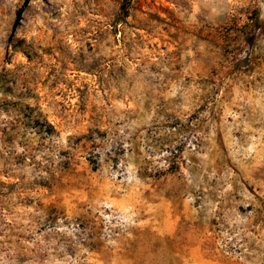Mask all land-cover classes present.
I'll return each mask as SVG.
<instances>
[{"label": "rangeland", "instance_id": "374dc122", "mask_svg": "<svg viewBox=\"0 0 264 264\" xmlns=\"http://www.w3.org/2000/svg\"><path fill=\"white\" fill-rule=\"evenodd\" d=\"M23 2L0 264H264V0Z\"/></svg>", "mask_w": 264, "mask_h": 264}, {"label": "trees", "instance_id": "16d2710c", "mask_svg": "<svg viewBox=\"0 0 264 264\" xmlns=\"http://www.w3.org/2000/svg\"><path fill=\"white\" fill-rule=\"evenodd\" d=\"M28 2H29V0H24L23 4H22V5L20 6V8L18 9V11H17V16H16V20H15V22H14L13 28H15V27L17 26V24H19L20 19H21L22 12H23L25 6L28 4ZM126 6H127V4H126ZM126 6H125V7H126ZM124 13H125V15L127 14V9H126V8H125V10H124ZM49 126H50V125H49Z\"/></svg>", "mask_w": 264, "mask_h": 264}]
</instances>
